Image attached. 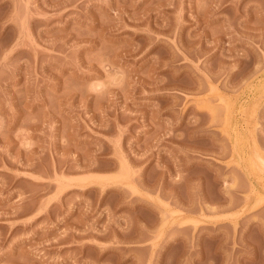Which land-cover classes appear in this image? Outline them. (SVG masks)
<instances>
[{"label": "rangeland", "instance_id": "rangeland-1", "mask_svg": "<svg viewBox=\"0 0 264 264\" xmlns=\"http://www.w3.org/2000/svg\"><path fill=\"white\" fill-rule=\"evenodd\" d=\"M0 264H264V0H0Z\"/></svg>", "mask_w": 264, "mask_h": 264}]
</instances>
